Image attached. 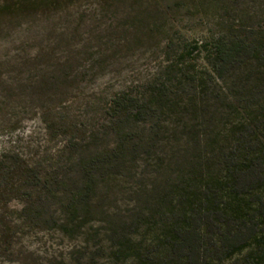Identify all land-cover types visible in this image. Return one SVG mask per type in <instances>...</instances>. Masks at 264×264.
<instances>
[{
  "label": "trees",
  "instance_id": "1",
  "mask_svg": "<svg viewBox=\"0 0 264 264\" xmlns=\"http://www.w3.org/2000/svg\"><path fill=\"white\" fill-rule=\"evenodd\" d=\"M87 1L0 0V135L16 138L0 150V216L21 200L20 227L71 240L51 264H264V0H214L209 71L166 68L89 123L36 114L40 94L81 83L84 57L102 66L81 44ZM155 14L131 18L132 41ZM34 118L33 135L64 138L51 154L21 136Z\"/></svg>",
  "mask_w": 264,
  "mask_h": 264
},
{
  "label": "rangeland",
  "instance_id": "2",
  "mask_svg": "<svg viewBox=\"0 0 264 264\" xmlns=\"http://www.w3.org/2000/svg\"><path fill=\"white\" fill-rule=\"evenodd\" d=\"M110 4L113 7L103 12L94 0L85 2L82 8L90 26L84 31L83 38L87 40L81 44L86 42L94 47L92 53L96 52L95 48L101 52L102 66L94 67L90 56H83L85 61L81 63V72L84 76L81 83L57 91L53 99L40 94L36 114L50 113L54 117L70 115L82 123H89L94 115L104 116L102 102L149 83L166 68L182 69L191 75L210 70L206 45L218 32L219 25L224 23L214 0H111ZM248 6V0H238L235 8L245 11ZM143 10L156 12L155 19L161 21L156 26L153 24L155 20L152 21L153 25L148 26L151 31L132 41L130 36L134 30L131 18ZM69 19L79 22L76 13H71ZM95 31H99L97 39ZM196 46L198 50L193 52ZM59 99L64 103L60 104ZM93 110L97 113L92 114ZM34 120L25 123L21 136L32 146L34 154H51L62 145L64 138L33 135L44 128V124ZM15 139L0 135V150ZM22 204L21 200L11 201L0 216L8 225L5 230L0 228V264H51L54 256L66 254L73 242L57 230L20 227L19 210ZM6 241L8 244H5Z\"/></svg>",
  "mask_w": 264,
  "mask_h": 264
}]
</instances>
